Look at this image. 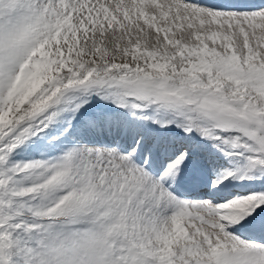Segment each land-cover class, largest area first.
Returning <instances> with one entry per match:
<instances>
[{
    "label": "snow or ice",
    "instance_id": "obj_1",
    "mask_svg": "<svg viewBox=\"0 0 264 264\" xmlns=\"http://www.w3.org/2000/svg\"><path fill=\"white\" fill-rule=\"evenodd\" d=\"M0 264H264V0H0Z\"/></svg>",
    "mask_w": 264,
    "mask_h": 264
}]
</instances>
